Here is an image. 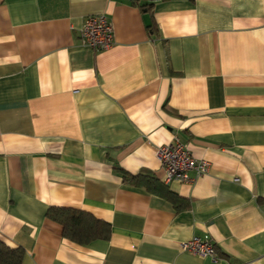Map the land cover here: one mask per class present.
Listing matches in <instances>:
<instances>
[{"label": "crops", "instance_id": "crops-1", "mask_svg": "<svg viewBox=\"0 0 264 264\" xmlns=\"http://www.w3.org/2000/svg\"><path fill=\"white\" fill-rule=\"evenodd\" d=\"M92 14L113 26L99 52L78 40ZM174 137L209 164L165 183L181 210L113 171L163 182ZM50 206L109 238H64ZM204 235L215 257L181 249ZM0 241L21 264H264V0H0Z\"/></svg>", "mask_w": 264, "mask_h": 264}, {"label": "built area", "instance_id": "built-area-1", "mask_svg": "<svg viewBox=\"0 0 264 264\" xmlns=\"http://www.w3.org/2000/svg\"><path fill=\"white\" fill-rule=\"evenodd\" d=\"M81 44L95 52L106 50L114 44L111 20L105 14H92L83 18L78 30ZM155 156L164 172V183H191L208 171V162L195 158L177 137L155 148ZM181 249L201 257H215V247L207 235L193 236L181 242Z\"/></svg>", "mask_w": 264, "mask_h": 264}, {"label": "trees", "instance_id": "trees-1", "mask_svg": "<svg viewBox=\"0 0 264 264\" xmlns=\"http://www.w3.org/2000/svg\"><path fill=\"white\" fill-rule=\"evenodd\" d=\"M141 10L150 9L149 3H138ZM151 29V25L147 26ZM115 174L122 182L134 189L148 194L157 195L173 205L176 210L187 207V202L169 189L167 184L157 179L153 174L141 171L131 174L117 165L113 166ZM46 217L59 223L64 238L79 244L87 245L95 240H106L110 236V226L107 222L98 220L90 213L70 207L50 206ZM24 250L20 247L12 248L0 241V264H21Z\"/></svg>", "mask_w": 264, "mask_h": 264}]
</instances>
